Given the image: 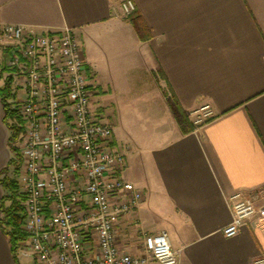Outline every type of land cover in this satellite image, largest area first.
Instances as JSON below:
<instances>
[{"label": "crops", "instance_id": "crops-1", "mask_svg": "<svg viewBox=\"0 0 264 264\" xmlns=\"http://www.w3.org/2000/svg\"><path fill=\"white\" fill-rule=\"evenodd\" d=\"M122 1L0 0V27L79 37L113 140L131 146L123 176L144 194L119 224L121 244L165 231L186 264H256L264 219L229 238L222 229L232 195L264 188V0H132L148 40L122 16ZM7 59L3 51L0 67ZM206 105L215 117L183 133L175 110L193 121ZM9 135L0 97V171ZM4 194L0 185V219ZM0 264H24L1 228Z\"/></svg>", "mask_w": 264, "mask_h": 264}, {"label": "built area", "instance_id": "built-area-1", "mask_svg": "<svg viewBox=\"0 0 264 264\" xmlns=\"http://www.w3.org/2000/svg\"><path fill=\"white\" fill-rule=\"evenodd\" d=\"M135 10L132 0L122 1V16ZM0 41L10 48L2 79H12L23 121L18 182L24 247L35 263L186 264L165 231L142 233L134 247L121 244L119 224L136 213L144 194L123 176L131 146L113 140L75 32L38 34L8 24L0 27ZM191 116L200 128L215 114L206 105ZM229 205L232 221L222 229L228 238L264 219V188L237 192ZM129 225L138 229L137 222Z\"/></svg>", "mask_w": 264, "mask_h": 264}, {"label": "trees", "instance_id": "trees-1", "mask_svg": "<svg viewBox=\"0 0 264 264\" xmlns=\"http://www.w3.org/2000/svg\"><path fill=\"white\" fill-rule=\"evenodd\" d=\"M127 19L133 25L141 40H148L150 38L149 30L137 9ZM4 52H10V48H5ZM6 71L8 69L3 63L0 79H2ZM0 97L4 108V120L10 130L8 145L12 152L11 159L0 171V185L5 191L1 199L0 228L8 237L13 253H16L24 245L28 234L23 229L24 215L21 204L23 198L19 191L20 185L18 182L22 159L20 150L16 145L19 136L23 132V121L15 105L16 93L12 89L11 78L8 77L3 86L0 87ZM175 118L183 133H189L198 128L180 108L175 110Z\"/></svg>", "mask_w": 264, "mask_h": 264}, {"label": "rangeland", "instance_id": "rangeland-1", "mask_svg": "<svg viewBox=\"0 0 264 264\" xmlns=\"http://www.w3.org/2000/svg\"><path fill=\"white\" fill-rule=\"evenodd\" d=\"M6 45H7V43L0 41V56L2 55L3 49L6 47ZM1 67H0V71L2 69ZM2 85H3V81H2ZM99 103H101L100 99H99ZM191 117L193 118V116H191ZM168 236L170 238V234L169 233H168ZM22 248H26V247H24V245H23ZM22 248H20L18 250L19 257H20L21 261L24 264H36L35 261L30 256H27L26 259L24 258ZM26 251H27V249H26Z\"/></svg>", "mask_w": 264, "mask_h": 264}]
</instances>
